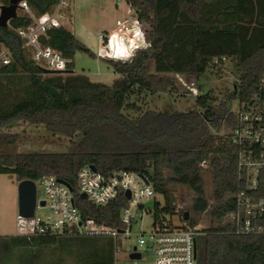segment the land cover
Masks as SVG:
<instances>
[{"label": "trees", "instance_id": "trees-1", "mask_svg": "<svg viewBox=\"0 0 264 264\" xmlns=\"http://www.w3.org/2000/svg\"><path fill=\"white\" fill-rule=\"evenodd\" d=\"M124 1L145 27L147 45L126 61L103 58L123 76L112 85L74 71L76 52L98 56L67 28L50 29L42 39L70 59L68 72L57 73L44 72L22 47L15 30L28 25V17L18 15L7 28L0 27V45L11 56L0 72V129L23 120L42 124L51 133L76 136L63 152L0 151V173L12 174L17 181L54 175L72 188L83 220L92 218L118 228L122 227L119 212L124 197L119 195L106 206L81 198L76 177L82 166L93 165L104 174L123 170L146 175L164 198L168 212L175 210V186H187L194 193L193 212L208 211L212 218L196 237V264H264V233L237 234L224 221L236 209V194L249 192L239 178L238 146L230 141L229 133L243 105L256 96L264 100V0ZM27 2L45 13L58 0ZM221 57L233 61L236 80L234 91L219 106L217 96L207 92L197 94L194 107L184 112L144 108L148 94L173 87L170 73L199 76L212 72L210 63ZM223 69L220 66L214 73L220 76ZM234 100L237 109L232 107ZM17 137L0 133V150L14 144ZM204 169L212 177V202L205 196ZM250 194L264 200V169ZM189 220L192 225L198 222L191 214ZM259 222L264 225V213ZM0 245L6 257L8 240L0 239ZM74 247V264L114 263L110 238L77 236ZM43 263L37 251L20 261Z\"/></svg>", "mask_w": 264, "mask_h": 264}, {"label": "built area", "instance_id": "built-area-1", "mask_svg": "<svg viewBox=\"0 0 264 264\" xmlns=\"http://www.w3.org/2000/svg\"><path fill=\"white\" fill-rule=\"evenodd\" d=\"M113 2L114 0L105 11L106 26L97 34L100 44L105 46L97 52V56L126 61L131 57L127 58L125 47L118 40L119 36L131 43L135 33L141 32L145 37L146 30L137 20L131 5L132 15L123 17L122 21L117 20V3L113 5ZM70 3L71 0H58L51 11L45 13H38L27 0L18 3L17 16H26L30 22L15 32L21 38L22 47L31 60L42 70L57 73L69 70L70 59L61 51L45 45L42 39L47 36L48 30L64 27L63 20L68 17ZM113 43L119 45L123 56L112 54ZM144 45H147L146 40L141 46L145 47ZM141 46H134L135 50L143 48ZM10 61V52L0 45V72ZM225 62V57L215 58L210 63L209 70L215 71L220 66L223 67ZM229 138L238 146L239 178L244 180L249 192L242 190L236 194V209L227 214L224 221L231 223L237 234L264 233V225L259 222L264 213V200L250 194L251 190L257 188L258 176L264 169V100L256 96L243 105L238 114V123L230 131ZM37 183L44 193L42 199L45 204L40 205L37 198L34 213L26 218H19L18 226L22 234L5 237L9 252L5 257L0 245V264H20L24 254L36 249L46 250L60 245L67 247L65 243L74 248L77 236L110 238L114 248L113 264H117L118 244L128 243L133 236L135 242L126 253L128 264H196V237L202 228L190 223V214L187 219L184 218L186 210L181 203H175V210L172 212L164 211V198L146 175L123 170L104 174L92 169L91 165L82 166L77 172L79 194L84 193L92 204L106 206L119 195L124 197L125 205L119 212L121 228L98 223L92 218L83 220L74 203L72 188L54 175H44L35 181ZM43 208L49 210L45 218L36 217V210ZM134 226H138L139 231L134 232ZM143 252L152 256L151 262L143 260ZM132 253H139V259H131Z\"/></svg>", "mask_w": 264, "mask_h": 264}, {"label": "rangeland", "instance_id": "rangeland-1", "mask_svg": "<svg viewBox=\"0 0 264 264\" xmlns=\"http://www.w3.org/2000/svg\"><path fill=\"white\" fill-rule=\"evenodd\" d=\"M111 2L112 0H71L70 10L67 12L68 17L63 20L64 27L68 30L76 31L78 29L77 31L85 39L83 40L84 43L96 55L97 52L103 50L105 47L100 44L97 34L103 31L106 26L107 16L105 11L109 8ZM115 3H117L115 9L117 20L122 21L123 17L132 15V8L124 0H114L113 5ZM110 14L109 17L111 16ZM144 40L147 41V33H145ZM73 60L74 71L89 76L92 81L112 85L123 78V76L115 73L113 67L103 58L91 57L85 52L78 51L75 53ZM150 70L153 71V66H150ZM169 76L173 79V87L166 92L153 96L148 94L147 97H144V100H146L145 109L165 112H184L194 107L195 96L197 94L207 92H211L217 96L218 101L216 102V106H219L221 101L226 99V96L234 91L236 80L232 60L225 62L220 76L214 73V71L204 72L199 76L196 73L173 72ZM232 107L233 109L238 108V102L236 100L232 102ZM0 133L16 134L18 136L14 144L3 146L0 150L6 153L63 152L68 148L70 143L76 141V136L69 138L62 134L51 133L42 124H34L23 120H17L2 127ZM166 173L169 174L170 172ZM202 176L204 179L205 196L209 202H212L214 187L211 174L204 169ZM18 182L14 175L0 173V236L22 234V230L18 226L20 218L18 214ZM36 186L37 198L40 200L44 197V193L39 183ZM174 195L176 203H181L184 210H189V214L197 218V225L199 227L205 228L212 222L208 211L200 213L199 215L193 212L191 200L194 197V193L189 187L184 185L175 186ZM48 212V208L38 209L35 215L38 218L44 219ZM133 231H139V227L134 226ZM134 242L135 237L133 236L128 243L123 242L122 244H118L116 251L117 264H128L129 261L126 253L132 248ZM65 245L68 246L60 245V247H53L46 250L36 249L30 253L39 252L43 261L46 262L45 264H51L53 262L57 264L59 262L73 264L75 247L72 248L69 243H65ZM17 251L21 252L20 250ZM30 253L24 254V256ZM143 260L145 262H151L152 256L143 252ZM137 264H140V262Z\"/></svg>", "mask_w": 264, "mask_h": 264}, {"label": "water", "instance_id": "water-1", "mask_svg": "<svg viewBox=\"0 0 264 264\" xmlns=\"http://www.w3.org/2000/svg\"><path fill=\"white\" fill-rule=\"evenodd\" d=\"M22 0H8L7 4L0 5V27L7 28L9 20L13 19L17 16V7L18 3ZM118 40L120 43H123L127 58L132 57L135 47L132 43L127 42L123 36H119ZM44 72H53L50 70H43ZM92 169H96L93 165H91ZM61 181V180H60ZM63 182V181H62ZM128 197V192L126 193ZM80 197L83 199H88L84 193L80 194ZM37 199V189L34 180L31 179H23L18 182V211L19 214L22 215H32L35 210ZM40 205H44L45 201L43 199L39 200ZM189 216V212L186 211L184 214V218L187 219ZM196 253V246H195ZM139 253L130 254L131 259H139ZM58 264H63V262H59Z\"/></svg>", "mask_w": 264, "mask_h": 264}, {"label": "bare ground", "instance_id": "bare-ground-1", "mask_svg": "<svg viewBox=\"0 0 264 264\" xmlns=\"http://www.w3.org/2000/svg\"><path fill=\"white\" fill-rule=\"evenodd\" d=\"M144 34H142L141 32H138V33H135L134 35V39L131 41V43L133 44V46H141L144 42ZM120 47L119 45L117 44H114L113 43V51H112V54L114 55H120L121 54V51H120ZM123 56V54H121ZM20 218H26L28 217L29 215H22V214H19Z\"/></svg>", "mask_w": 264, "mask_h": 264}, {"label": "crops", "instance_id": "crops-1", "mask_svg": "<svg viewBox=\"0 0 264 264\" xmlns=\"http://www.w3.org/2000/svg\"><path fill=\"white\" fill-rule=\"evenodd\" d=\"M117 5V4H116ZM78 30V29H77ZM72 31L74 34H75V36L80 40V41H82L83 43H84V41L83 40H85L83 37H82V35H81V33H79L78 31ZM71 31V30H70ZM85 45H86V43H84ZM87 46V45H86ZM190 75V74H189ZM18 214H19V212H18ZM2 238H1V240L2 239H5V237L6 236H1ZM74 264V263H73Z\"/></svg>", "mask_w": 264, "mask_h": 264}]
</instances>
